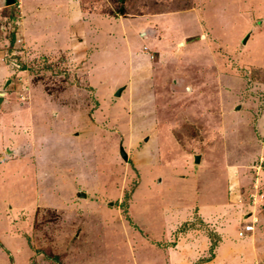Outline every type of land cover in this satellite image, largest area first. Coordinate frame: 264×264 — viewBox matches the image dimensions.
<instances>
[{
	"label": "rangeland",
	"instance_id": "1",
	"mask_svg": "<svg viewBox=\"0 0 264 264\" xmlns=\"http://www.w3.org/2000/svg\"><path fill=\"white\" fill-rule=\"evenodd\" d=\"M78 1L85 10L103 12L87 13L86 19L102 15L105 24L87 25V32L94 33L83 35L82 22H65V1L32 0L38 11L47 13L33 25L39 33L35 48L20 33L26 17L19 6L23 0L13 5V15H7L8 5L0 0V51L13 70L7 87L19 94L4 106L0 143L21 147V138L31 147L13 166L0 168V264H171L168 247L176 249L178 243L181 250L192 249L195 260L183 251L179 258L187 256L194 264L214 257L222 236L235 242L247 239L249 231L239 234L245 216L264 203V137L260 139L258 127L264 90L259 97L258 88L228 90L225 76L218 74L238 71L235 61L222 69L229 53L232 59L247 60L242 64L248 69L258 67L253 59L264 62V32H257L264 0ZM189 6L194 8L188 11ZM135 23L145 29H128ZM151 23L166 41L195 32L185 39L189 49L168 55V70L174 72L166 83L167 65L160 53L166 42L149 37ZM103 26L113 37L103 34ZM252 28L242 55L236 49ZM137 29L146 30V38ZM76 32L83 40L76 39ZM146 42L151 56L159 54L155 67L147 68L132 93L127 88L115 95L125 82L116 77L122 78V72L127 76L129 64L140 61L136 51ZM85 62L94 70L89 82L74 71ZM145 62L143 58L141 65ZM187 80L191 91L184 89ZM255 84L251 81L250 88ZM236 95L242 97L239 107L231 106ZM196 153L202 154L201 162H195ZM254 154L247 169L245 161L234 166L248 177L233 176L229 189V161Z\"/></svg>",
	"mask_w": 264,
	"mask_h": 264
},
{
	"label": "crops",
	"instance_id": "2",
	"mask_svg": "<svg viewBox=\"0 0 264 264\" xmlns=\"http://www.w3.org/2000/svg\"><path fill=\"white\" fill-rule=\"evenodd\" d=\"M18 1L21 2L22 0H16L15 3L10 4V5L5 3V5L6 4L8 5V6L6 5L7 6V10L6 11L11 12V13H9L7 15H11L13 13V9H14L13 5L17 4ZM62 1H65V2H63L62 6H64V8H65L64 10H65V12H67L66 13L67 17H66L65 22L67 24H69L70 21L75 22V23L82 22V28L80 30V33H82L83 35L85 33H94V30L87 32V29H86L87 25L91 26L92 24H94L96 22L100 23L102 20H106L105 16L102 17V15L101 16L100 15H90V16H88L89 18L86 19V17L84 15H88L87 13H103V12H98V11L97 12H90L88 10H85L83 7H81L80 2L78 0H76V2L78 1L79 3H76V2L73 3L71 0H62ZM4 2H6V0H4ZM66 4H67V7H66ZM19 6H20V8L22 10H25V15H26V17H25V19L23 21V26H21L23 28L21 30L19 29L20 33L22 32L25 40L28 41L29 45L31 43V45L36 48V44H37V39H38V34L39 33L38 34L34 33L33 25H38L40 23V21L45 19V17L47 16V13L38 11L37 7H35L34 4L32 3V0H23V4L21 5V3H20ZM193 8H194L193 6H189L186 9H188V11H190ZM169 11H176V10H169ZM26 12H28V13H26ZM159 13L163 14V13H166V12H159ZM7 15H5V16H7ZM190 15H191V17H194L196 19H199V17H200L198 13H195V14L192 13ZM62 16H63V14H62ZM28 18H32V20H29ZM108 18L109 17H107V19ZM116 18L117 17H115V19H113V20H117ZM82 19H84V20H82ZM88 20H89V23H88ZM102 23L105 24L104 21H102ZM116 24L120 25L119 22H117ZM107 25L111 26L110 22L107 23ZM136 26H138V29H140V28L141 29H145L144 25H140V24L138 25L137 23H135L133 26H130V27L127 26V27H128V29L133 27L134 30H135ZM263 26H264V20H262L261 24H258V27H257V32L258 33H263L264 32V28H262ZM151 27L153 29H151V30L149 29L150 32H151L149 37L157 38L156 39V43H165L166 42L165 45H164L166 48H163L162 51L157 50V49L155 51L156 53H157V51H160V53H162V55H163L162 58H161V59H163L162 63L167 65L166 70H164V74H165L164 82L166 83L167 81H169V79L171 78V75L174 72V71L168 70V65L170 64V61L168 59V55L171 54V53H174V54H177V55H181L183 53L182 51H184L185 49L186 50L189 49L187 47L188 42L185 41V39L193 37L195 32H192V30H191V31H188V32H185V33H181V34L176 35L172 39H167V41H166V40H164L165 38H161V35L158 32H155L156 29H154V28H156V27L153 25V23H151ZM107 28H109V27H107V26L104 27L103 26L101 31H103L104 35H107V36L110 35V36L113 37V32L110 31L111 29H107ZM248 28H250V26H248ZM119 29H120V27H119ZM119 29H118V32H120ZM126 29H127L126 27H122L121 26L120 30H125L126 31ZM138 29H137V31H138ZM125 31L122 32V33H124V35H126ZM144 31L145 32H141L139 30L137 33L139 35L140 34L143 35L144 38H146V36L148 35L147 34L148 32H146V30H144ZM251 31L252 32H249L250 34L248 33L246 35V37L243 38L242 43L239 44V48L236 49V51H241L242 55L244 54L243 53L244 52L243 49L245 48V50H246V48H247L245 45L248 43L251 34H253L255 32L254 28H252ZM244 32H245V30H243L241 32V34H243ZM80 33H78V32L74 33L75 36H76V39L78 41L83 40V37H82V35ZM110 36L107 37V39L110 40V38H111ZM128 39H129V37L124 38L125 41H127ZM91 40H93V41L95 40L94 35H93V38ZM196 40H197V38H194L193 40L189 41V43H192L193 41H196ZM148 43L149 42L144 43L143 46H141L139 44L140 47L136 51V52H139L141 54V55L139 54V56H138L139 60L142 62L143 58H145L147 63L145 62V64L141 65L140 61L139 62H137V61L136 62H132L128 66L130 68L129 69L126 68L124 70V72H128L127 76H125L123 74V72H122V73L118 74V75H123L122 78L116 77L119 81H125V82H123L124 84L123 83L121 84V85H125V88H123L121 95H123L124 90H127V88H129V92L131 91V93H132L134 91V89H135V82L136 81H140V82L144 81L145 78H143V77H145L146 74H147V71H148L147 68H149L151 64H152V66L154 65V67H155L156 64L154 63V58L156 57L159 60V57H158L159 54L158 53H157L158 55L157 54L156 55L153 54V56H151V52H153V51H148V50H150V47H149ZM39 46L40 47H38V48H41V50L44 49V47H47V45H45V44L44 45H39ZM96 50H98V49H94L89 54H92ZM130 52H131V50L129 51V53ZM246 55H248L249 57H252V54H250V53H247ZM52 56L53 57L54 56H58L59 57L58 54H54ZM227 58H225L224 61H222V65H221L222 69H224V70L227 69V68H225V66L227 65V61H229V62L230 61H233V62L235 61V63L238 65L237 66L238 67V71H234V70L228 71V69L226 70L227 72H225V73L223 71H219L218 75H221L220 76L221 79L225 76L226 82H224V83L226 84V87H228V90H232L233 88H235V89L242 88L243 91L244 90L247 91V90H255V88H258V90L256 92V96L259 97L260 93H262V91L264 90V64H263L264 62H259V61L255 60V59H253L251 63L255 64V66H258V67H256L254 69V67L250 66L249 69H248V66H249L248 64L246 66L242 64V62H244V63L247 62L248 63V61L247 60L245 61L244 58H239L237 60L236 59H232L230 53L228 54ZM86 59H88V57H86ZM126 63L127 62L122 61V63H120L119 65H121L123 68H125ZM135 64H136V66H135ZM138 64H140L139 65V69H137ZM215 64H217V65L219 64L218 59H216V63ZM140 66L143 67V68H141ZM244 66H245V68H244ZM74 67H76L74 69V71L77 72L76 76L81 77L80 80L83 81V82H89V80L87 78H88V75H89V78H91V76L94 74V70L92 68L93 66L90 65V63L85 62L84 65L77 64V66H74ZM151 68L152 67H150L149 70ZM90 71H91V73H90ZM12 72H13V70L11 68H9L8 65H5L3 63V58H2L1 51H0V95H2L1 93L4 92V95L1 96L2 100L0 101V128L3 125V120H2L3 116H6V114H5L6 111L4 110V106L8 105L9 102H12L13 98H17L19 96V94H18V96H15V94H14V93H17L16 92V91H18L17 88H12L11 85L7 87L8 80L10 79V82L13 81V78L10 77V74ZM137 72H140L142 77L138 76L136 74ZM251 81H253V83H256V84H255L254 87L250 88L249 83L251 85ZM189 82L190 81H188V80L184 81V89H186L188 91H191L193 86L188 84ZM121 85H119V87ZM235 89H233V90H235ZM140 92H142V90ZM114 94H115V92H114ZM236 96H237L236 98H232L234 101L231 103V106L238 104L239 98H242L240 95H236ZM262 101H263L262 103L264 104V97L262 98ZM50 102H52L51 99H50ZM57 104H60V106L64 105L63 103H57ZM241 105H242V103L240 102L238 104V107L241 106ZM14 107H16V106H14ZM260 108L262 109V111H264V107H260ZM17 110L18 109L11 110V111L8 110V113L15 112ZM258 120H259L258 127L261 126L260 128H263L262 130H260V128H259L260 133L258 132L260 137H261L260 139H262V136L264 137V117H262V113H260V116H259ZM145 139L147 140V138H145ZM20 141H21L20 142L21 147L19 146V147H15V148L13 147V145H8V144L7 145H3L2 144L3 145L2 146L1 145L2 142L0 143V154L3 153V155L8 157L7 160H3L2 157L0 158V168L1 167H5L6 165H7L8 168H9V166H13L12 163L16 159H17L16 161L18 162L19 157L27 156L31 152V147L28 145V143H25V140H23L21 138H20ZM262 141H263V144H264V138H263ZM261 150L259 151L260 153H262ZM263 150H264V146H263ZM12 154H16V156L12 157L13 159L11 158ZM253 156H255V154L252 155V156L248 155L244 160L229 161L228 164L232 168V171H231V174H230L231 178H230L229 184H228L229 185V187H228L229 189L232 186L231 184H232L233 176H235L236 178H239V180L241 178H243V180L246 179V178H244V176L246 174L242 175V171L240 173H237L239 167H241V166H238L237 169H235L234 166H236V164L241 165L239 163L242 162V161H245L243 166H245V168L246 167L248 168L250 165L254 164V162H255L254 158L256 156L255 157H253ZM201 158H202V156H201ZM201 161H202V159H201ZM244 170L245 169H243V171ZM245 171H244V173H245ZM260 172H261L262 175L264 174V165L261 166V171ZM245 177H248V176H245ZM260 178L262 179L261 184H264V176H261ZM263 189H264V187H263ZM260 196H262L264 198V190H263V194L260 195ZM225 197L223 198L224 200L227 199ZM209 204L210 203H208L207 205H209ZM250 206L254 207V204H253V206H252V204H250ZM227 214L229 216H232V217L235 215L234 211L232 213L229 210H228ZM206 220L207 221H211L210 219H206ZM247 222H253V224H254V228L251 229V230H248L250 234L247 236V239L240 240L239 242H235V241H233V238L231 236H226V235L222 236L221 239L219 240L218 246L214 250V251H217V252H215L214 257L213 256H210V258L209 257H202V258L198 259V262H196L197 260L194 261V264H196V263L197 264H264V203H263V205L259 204L258 207H257V210H256V208L250 209L248 214L245 216V219H244L243 223H247ZM145 242L149 244L150 241L148 242L146 240ZM146 243H145V245H146ZM179 246H180V243H178L176 249L175 248H171L170 249V247H168L169 248L168 250L171 253V254L168 253L169 259L171 258L172 261H173L171 264H191V259L190 258L193 257L194 251L192 249L191 250L190 249L181 250L182 248H179ZM217 248L218 249L220 248V250L218 251ZM254 250L256 251V255L253 254ZM182 251H183V253H185L187 255H190L189 256L190 258L187 259V256H185L184 258H179V254ZM249 251H251V253H252L251 256H250ZM227 256H229V259L227 258ZM249 256H250V258H249ZM193 259L195 260L194 257H193Z\"/></svg>",
	"mask_w": 264,
	"mask_h": 264
},
{
	"label": "water",
	"instance_id": "3",
	"mask_svg": "<svg viewBox=\"0 0 264 264\" xmlns=\"http://www.w3.org/2000/svg\"><path fill=\"white\" fill-rule=\"evenodd\" d=\"M15 2H16V0H6V3H7L8 5L13 4V3H15ZM9 82H10V80H8V83H9ZM8 83H7V85H8ZM5 88H6V87H5ZM123 88H125V85H121L120 87H118L117 90L115 91V94H116V95H121ZM1 94H2V95H0V101L2 100L1 96L4 95V92H2ZM147 139H148V138H147ZM120 152H121L122 156H123L125 159H127V158L129 157V156H128V152L126 151L124 145H121V146H120ZM201 156H202L201 153H196V154H195V157H194V158H195V162H200V161H201ZM81 193L85 196L84 191H82ZM111 202H113V201H111Z\"/></svg>",
	"mask_w": 264,
	"mask_h": 264
},
{
	"label": "built area",
	"instance_id": "4",
	"mask_svg": "<svg viewBox=\"0 0 264 264\" xmlns=\"http://www.w3.org/2000/svg\"><path fill=\"white\" fill-rule=\"evenodd\" d=\"M20 17H21V15L19 14V16H18L17 19H16V20H17L16 22H18V18L20 19ZM10 22L13 23V19H11ZM253 227H254V225H253V223H251V222H248V223L245 224V229H246V230H248V229H253ZM240 233L243 234V233H244L243 230H241Z\"/></svg>",
	"mask_w": 264,
	"mask_h": 264
},
{
	"label": "clouds",
	"instance_id": "5",
	"mask_svg": "<svg viewBox=\"0 0 264 264\" xmlns=\"http://www.w3.org/2000/svg\"><path fill=\"white\" fill-rule=\"evenodd\" d=\"M248 223V222H247ZM251 223H253V222H251ZM244 224H246V223H244ZM254 225V224H253ZM254 228V227H253ZM241 230H246V229H240V231ZM248 230H251V229H248ZM248 230H246V231H248ZM244 232V231H243ZM239 234H241L240 232H239ZM244 234V233H243ZM243 234H241V235H243Z\"/></svg>",
	"mask_w": 264,
	"mask_h": 264
}]
</instances>
